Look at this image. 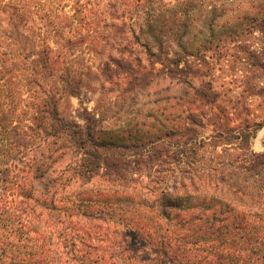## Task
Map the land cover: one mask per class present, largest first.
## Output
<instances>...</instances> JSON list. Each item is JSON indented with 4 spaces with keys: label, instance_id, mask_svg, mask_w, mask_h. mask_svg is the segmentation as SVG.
<instances>
[{
    "label": "rangeland",
    "instance_id": "rangeland-1",
    "mask_svg": "<svg viewBox=\"0 0 264 264\" xmlns=\"http://www.w3.org/2000/svg\"><path fill=\"white\" fill-rule=\"evenodd\" d=\"M43 50L56 59L51 71L43 72ZM148 50L178 61L177 79L164 75L142 91L130 90L132 69L163 70ZM66 66L83 80L78 98L61 94L58 76ZM192 89L209 90L217 101L189 105ZM46 96L66 120L83 125L78 116L86 110L105 133L121 137L135 128L143 134L187 124L192 113L201 140L213 134L221 106L220 122L228 116L232 127L261 126L251 149L264 152V0H0V178L31 176V165L48 156L49 174L56 176L79 159L49 152L59 146L38 113ZM212 154L204 148L196 162L168 160L137 177L143 191L157 189L163 177L229 180L227 171H212ZM178 222L162 226L175 229Z\"/></svg>",
    "mask_w": 264,
    "mask_h": 264
},
{
    "label": "trees",
    "instance_id": "trees-1",
    "mask_svg": "<svg viewBox=\"0 0 264 264\" xmlns=\"http://www.w3.org/2000/svg\"><path fill=\"white\" fill-rule=\"evenodd\" d=\"M48 52H40L43 72L56 67ZM150 53L163 70L132 69L130 90L142 91L164 75L177 79L178 61L166 62L161 50ZM58 78L62 96H80L83 80L69 67ZM192 90L189 105L217 101L209 90ZM217 108L213 134L201 140L192 113L187 124L143 134L135 128L121 137L105 133L86 110L78 116L83 125L66 120L46 96L38 113L59 146L49 152L80 157L56 176L49 174L48 156L31 165V176L0 178V264H264V152L251 149L261 126L232 127L228 116L220 122L225 111ZM204 148L213 153L212 171H227L229 180L163 177L157 189L143 191L142 169L180 157L198 160ZM173 219L177 228L162 226Z\"/></svg>",
    "mask_w": 264,
    "mask_h": 264
}]
</instances>
